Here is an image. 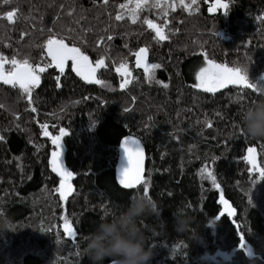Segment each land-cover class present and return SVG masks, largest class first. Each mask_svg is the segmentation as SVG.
I'll return each instance as SVG.
<instances>
[{
  "label": "trees",
  "instance_id": "obj_1",
  "mask_svg": "<svg viewBox=\"0 0 264 264\" xmlns=\"http://www.w3.org/2000/svg\"><path fill=\"white\" fill-rule=\"evenodd\" d=\"M136 1L0 0V57L28 60L40 77L29 92L0 80V264H92L88 242L141 195L157 208L135 217L147 264H264V138L243 130L246 110L264 100V0H146L138 10ZM49 38L102 61L97 82L57 69ZM204 59L241 69L255 87L197 88ZM61 128L73 187L63 201L49 162ZM126 135L145 152L131 190L114 180ZM181 216L189 223L177 231ZM65 218L72 239L59 228Z\"/></svg>",
  "mask_w": 264,
  "mask_h": 264
},
{
  "label": "snow or ice",
  "instance_id": "obj_2",
  "mask_svg": "<svg viewBox=\"0 0 264 264\" xmlns=\"http://www.w3.org/2000/svg\"><path fill=\"white\" fill-rule=\"evenodd\" d=\"M195 3V0H193ZM225 11L228 8L227 4L221 5ZM121 7H125V5H121ZM141 7L140 3H137V10ZM135 11V10H134ZM16 16V11H9L6 13V18L9 22H14V18ZM117 20L122 19L121 16L116 17ZM135 23V20H133ZM148 24L149 28L156 29V35L159 39L163 40L166 37L162 34L160 29L154 25L151 21H145ZM111 39V37L109 38ZM145 49L141 48L139 52L136 54L138 57H142L145 53ZM47 53L51 57L52 62L55 67H57L61 72L64 71L65 62L71 60L73 62V70L78 74H81L83 70H87L89 73H93L96 71L95 68H91L87 61L88 57L83 55L77 47H69L64 43L63 39H52L49 38L47 40ZM5 59L0 57V80L3 81L4 84H11L13 87L16 84L19 85L21 89L25 92H29L32 86H35L39 83L40 77L36 74L37 69L33 68L32 65L29 64L28 60H24L22 63L17 59L13 58L10 63L12 65L11 70L5 75L4 72V64ZM102 61L97 62V67L102 66ZM153 68L159 67V65H152ZM46 69L44 67H39L38 71L43 73ZM241 69L229 68L224 65L215 64L211 61L209 62V66L206 68H201L199 73L197 74L196 79L200 82L196 85L198 88H202L206 92L214 93L218 89L224 88L226 85H242L247 88H254L255 85L249 83L246 75L241 74ZM167 85H165L166 87ZM60 135L52 136L51 142L53 145L57 147V151L52 152V159L50 164L52 166V171L59 173L62 177V186L67 178L72 176V173L63 168L61 162V142L62 138L67 134L65 129H60ZM45 136H48L49 133L47 131L44 132ZM2 138V137H0ZM132 147H129V140L126 139L122 142L121 147L124 152V157L126 158V164L120 170V183L126 189H132L136 185L142 183L141 179V169H140V159H139V141L131 140ZM251 151V149L249 150ZM135 158V159H134ZM261 176H264V171L261 172ZM209 177L212 179L213 184L215 185V178L212 177V174L209 173ZM219 187V185H216ZM145 194H147V188H145ZM61 198H66L65 192H60ZM220 203L224 204L227 208L228 214L234 215V209H231L228 206V202L224 200L223 196L220 197ZM223 214L221 213V216ZM65 230L67 229V235L75 236V232L72 227L67 222L65 218ZM241 246L243 247V239Z\"/></svg>",
  "mask_w": 264,
  "mask_h": 264
},
{
  "label": "clouds",
  "instance_id": "obj_3",
  "mask_svg": "<svg viewBox=\"0 0 264 264\" xmlns=\"http://www.w3.org/2000/svg\"><path fill=\"white\" fill-rule=\"evenodd\" d=\"M243 130L251 138H264V100L257 101L254 108L246 110ZM156 209L152 201L141 195L122 221L102 223L100 231L88 242L85 255L92 264H103L105 258H110L109 264H147L152 252L144 246L143 234L135 226V217ZM188 223L189 219L181 216L174 227L181 231Z\"/></svg>",
  "mask_w": 264,
  "mask_h": 264
},
{
  "label": "rangeland",
  "instance_id": "obj_4",
  "mask_svg": "<svg viewBox=\"0 0 264 264\" xmlns=\"http://www.w3.org/2000/svg\"><path fill=\"white\" fill-rule=\"evenodd\" d=\"M164 0H153V2H163ZM140 3V4H142V3H147V2H149V1H146V0H137L136 2H134L135 3V5H137V3ZM156 5H158V4H156ZM96 63L97 62H94V63H90L91 65H89L91 68H95L96 69ZM4 66H5V72H9L10 70H11V68H12V65H11V63L9 62V61H6L5 62V64H4ZM209 66V61L208 60H206V59H204L203 61H202V65L200 66V68H198V69H196L195 71H194V74H193V80H194V84H195V86L197 85V84H199L200 82L196 79V77H197V74L199 73V71H200V69L201 68H206V67H208ZM70 70H71V72H73L74 73V75H76V76H78L79 78H81L82 80H84V81H86V82H97V75H96V71L95 72H93V73H89L86 69L85 70H83L82 71V73L81 74H78L76 71H74L73 70V64L71 63L70 64ZM123 75H125L123 78V81H126V80H128V78H129V75H128V72L126 71V70H124L123 71V73H122ZM262 84H264V76L262 77ZM198 88V87H197ZM202 89V88H201ZM61 133H60V130L57 132V134L55 135V136H58V135H60ZM54 146V149H53V151H57L58 149H57V147L55 146V145H53ZM60 150V149H59ZM63 152V147H62V143H61V153ZM254 165H255V162H252ZM64 168V167H63ZM65 169V168H64ZM55 174L59 177V183H58V185H57V192H58V194H59V197H60V199L63 201V200H65V198H61V195H60V192L61 191H63V192H65V194H66V197L72 192V184H70V178H67L66 180H65V182H64V184H63V186H62V177H61V175L59 174V173H56L55 172ZM68 222V221H67ZM69 223V222H68ZM61 224H65V221L64 220H62V221H60L59 222V228L61 229ZM70 225V224H69ZM71 226V225H70ZM72 227V226H71ZM73 229V228H72ZM61 231H62V229H61ZM74 231V230H73ZM62 233L64 234V232L62 231ZM64 236H65V234H64ZM66 237V236H65ZM73 237H70L69 239H72Z\"/></svg>",
  "mask_w": 264,
  "mask_h": 264
},
{
  "label": "water",
  "instance_id": "obj_5",
  "mask_svg": "<svg viewBox=\"0 0 264 264\" xmlns=\"http://www.w3.org/2000/svg\"><path fill=\"white\" fill-rule=\"evenodd\" d=\"M263 19H264V16H263ZM46 53H47V50H46ZM48 55V53H47ZM49 56V55H48ZM49 58L51 59V57L49 56ZM135 62L136 64H139L141 66H144V54L142 57H138L136 55L135 57ZM87 63L89 64V62L87 61ZM55 66V65H54ZM57 68V67H56ZM96 68H99L97 67V63H96ZM58 69V68H57ZM7 75V74H6ZM16 86H19L18 84H16ZM241 86V85H239ZM126 139L129 140V144L128 146L129 147H132L131 145V140H137L139 141V159H140V169H141V179H142V182H143V179H144V170H145V152H144V148H143V145L142 143L140 142L139 139H137L136 137L132 136V135H126L124 136L123 138H121L118 142V147H117V157H116V162H115V166H114V180H115V183L118 185V187H120L121 189H124V190H131V189H126L124 188L121 183H120V170L121 168L126 164V158L124 157V152H123V149L121 147V144L122 142H124ZM61 150V149H60ZM52 154V153H51ZM52 159V155H50L49 157V162L51 161ZM135 159V158H134ZM61 162H62V165L64 166V163H63V157H62V153H61ZM71 180V178H70ZM69 180V181H70ZM141 184V183H140ZM140 184L136 185L134 188H136L137 186H139ZM132 188V189H134ZM226 208V206H225ZM227 210V208H226ZM65 224H61V229L62 231L64 232L65 236L67 238H70V237H73V236H69L67 235V229L65 230V227H64ZM103 264H109V262L107 263H103Z\"/></svg>",
  "mask_w": 264,
  "mask_h": 264
},
{
  "label": "flooded vegetation",
  "instance_id": "obj_6",
  "mask_svg": "<svg viewBox=\"0 0 264 264\" xmlns=\"http://www.w3.org/2000/svg\"><path fill=\"white\" fill-rule=\"evenodd\" d=\"M88 62H89L88 65H91V64H90L91 62H90L89 60H88ZM71 63L73 64V62H72L71 60L66 61V62H65V65H64V69L69 68V70H70V67H69V66H70ZM4 68H5V66H4ZM4 70H5V69H4ZM70 71H71V70H70ZM4 72H5V71H4ZM7 73H8V71L5 72V75H6ZM36 74H37V72H36Z\"/></svg>",
  "mask_w": 264,
  "mask_h": 264
},
{
  "label": "bare ground",
  "instance_id": "obj_7",
  "mask_svg": "<svg viewBox=\"0 0 264 264\" xmlns=\"http://www.w3.org/2000/svg\"><path fill=\"white\" fill-rule=\"evenodd\" d=\"M142 185V184H141Z\"/></svg>",
  "mask_w": 264,
  "mask_h": 264
}]
</instances>
